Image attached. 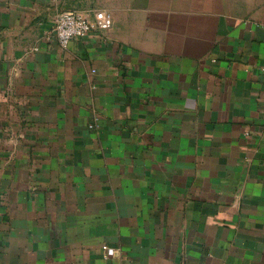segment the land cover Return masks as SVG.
I'll list each match as a JSON object with an SVG mask.
<instances>
[{
    "label": "crops",
    "instance_id": "crops-1",
    "mask_svg": "<svg viewBox=\"0 0 264 264\" xmlns=\"http://www.w3.org/2000/svg\"><path fill=\"white\" fill-rule=\"evenodd\" d=\"M0 264H264V0H0Z\"/></svg>",
    "mask_w": 264,
    "mask_h": 264
},
{
    "label": "built area",
    "instance_id": "built-area-1",
    "mask_svg": "<svg viewBox=\"0 0 264 264\" xmlns=\"http://www.w3.org/2000/svg\"><path fill=\"white\" fill-rule=\"evenodd\" d=\"M111 25L112 17L105 10H96L92 18L84 17L74 10H59L52 20L51 33L57 38L60 46L65 48L71 40L83 38L94 31L108 30ZM103 248L112 252L107 246Z\"/></svg>",
    "mask_w": 264,
    "mask_h": 264
}]
</instances>
